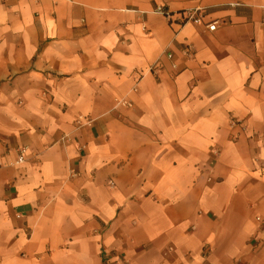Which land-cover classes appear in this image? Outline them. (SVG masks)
Wrapping results in <instances>:
<instances>
[{
  "label": "crops",
  "instance_id": "crops-1",
  "mask_svg": "<svg viewBox=\"0 0 264 264\" xmlns=\"http://www.w3.org/2000/svg\"><path fill=\"white\" fill-rule=\"evenodd\" d=\"M263 16L0 0V264H264Z\"/></svg>",
  "mask_w": 264,
  "mask_h": 264
},
{
  "label": "built area",
  "instance_id": "built-area-1",
  "mask_svg": "<svg viewBox=\"0 0 264 264\" xmlns=\"http://www.w3.org/2000/svg\"><path fill=\"white\" fill-rule=\"evenodd\" d=\"M154 12L158 15H161L164 17L169 25H176L178 27L183 26L186 23H193V24H202L203 20V9L200 7L191 9V10H186V11H178L176 13H170L166 11L163 7L161 6H156L154 9ZM262 24H264V16L261 18L260 21ZM217 22H210V23H205L204 27L207 31H214L216 29ZM184 52L186 55H189V48L185 47ZM166 58L170 61H172L173 55L172 54H167ZM171 67L173 69L176 68L175 63H171ZM155 67H153L154 69ZM121 105L123 106H130L129 102L122 101L120 102ZM28 150L27 147L20 146L16 149V158L13 162H11L9 165L10 166H19L22 163L25 162L26 156L28 155Z\"/></svg>",
  "mask_w": 264,
  "mask_h": 264
}]
</instances>
